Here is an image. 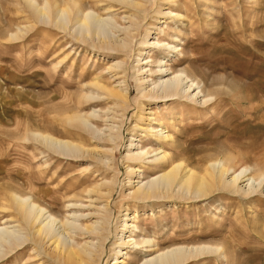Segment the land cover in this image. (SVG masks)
I'll return each mask as SVG.
<instances>
[{
	"label": "rangeland",
	"instance_id": "obj_1",
	"mask_svg": "<svg viewBox=\"0 0 264 264\" xmlns=\"http://www.w3.org/2000/svg\"><path fill=\"white\" fill-rule=\"evenodd\" d=\"M166 1L145 3L141 25L131 31L135 36L128 45L130 52L123 55L92 49L67 32L37 23L24 0H0V225L4 221L13 225L17 219L8 207V191L33 195L58 218L57 227L59 221L73 220V213L81 214L75 217L76 224L84 225L87 218L93 221L102 215L105 204L104 197L90 201L93 194L88 196L85 190L113 178L111 196L106 198L110 232L103 241L101 264H112L118 248L122 260L118 264H141L153 251L140 243L144 238L159 252L186 245L203 248L178 264H264V0ZM103 2L83 0V6L102 18L111 16L118 28L128 26L124 16L131 8ZM109 4L114 7L107 11ZM159 8L171 14L160 15ZM110 30L123 36L117 28ZM12 32L16 35L9 37ZM156 36L160 42L176 44L180 52L144 43ZM142 51H149L153 60L148 65L152 75L143 86L156 80L155 65L161 58L174 74L187 71L208 94L207 103L143 98L137 79L144 75L136 71L143 65L137 62L138 56L144 57ZM114 61H122L130 89L124 109L112 108L104 96L80 103V97L96 91L92 81L111 86L123 79L122 68L117 69L120 78L111 76L109 65ZM150 109L149 116L156 118L152 126L162 128L168 140L147 130ZM92 110L96 116L89 131L66 122V115ZM110 125L113 134L117 131L115 143L100 141L97 137L108 134ZM36 130L95 148L101 157H63L32 137ZM129 140L131 150L146 151L145 160L126 156ZM158 147L170 160L182 161L199 173L210 162L247 168V176L255 181L263 176L260 187L242 193L215 184L200 197L174 194L146 203L131 200L124 194L136 172L128 173L126 167L141 170L144 180L156 176L165 168L164 163L151 162ZM126 207L128 222L135 226L131 238L140 243L135 248L115 244ZM73 230L71 239L83 243L85 234ZM23 243L1 256L0 264H58L37 254L31 242Z\"/></svg>",
	"mask_w": 264,
	"mask_h": 264
},
{
	"label": "bare ground",
	"instance_id": "obj_2",
	"mask_svg": "<svg viewBox=\"0 0 264 264\" xmlns=\"http://www.w3.org/2000/svg\"><path fill=\"white\" fill-rule=\"evenodd\" d=\"M95 1L96 3L98 2V4H100L99 2L104 3L103 1H108V3H119L124 7L131 8L132 10L129 11L128 14H126V11V16H124V18L127 19L128 26L123 25V27L118 28L112 25L111 16L102 18L98 13L93 11V9L86 10L83 6V0H24V3L26 4L28 13H30V16L33 17L37 23L40 22L42 24L53 26L64 33L67 32L74 38V41L77 40L81 43H87L92 49H105L108 52H116V54L121 53L123 55L129 54L130 50L128 45L135 36L133 33L131 34V31H137L138 25H141L140 22H142L143 18L140 14L144 11L145 3L149 0ZM169 1L172 0H167L166 2ZM113 7V4H109L105 6L104 9L110 11ZM164 9L168 8L166 7ZM164 9L159 8L157 12L160 15L167 13L171 14L170 10L164 12ZM111 27L117 28L118 32L120 31L123 36L120 37L112 30L109 31ZM160 31L163 32V28L160 27ZM147 33L148 32H146V34ZM15 35L16 34L12 32L9 34V37ZM144 43L149 44L148 46H152L153 49L157 46L166 51L180 52L179 50H181H178L176 44L160 42L157 36L155 41L145 40ZM142 52H144L142 53L144 54V57L139 58L140 56H138L137 62H140L143 65L138 67L136 71H140L144 75L137 79L138 88H140L138 92L143 98L159 100L175 97L177 100L183 98L185 101H190L199 105H205L207 103L209 99L208 94H205L203 88L191 79L189 74L186 73L187 71H180L179 73L174 74L171 67L167 66L166 61H163L161 58L157 60V64L155 65L156 71L154 70V72L157 77L156 80L152 81L153 79L151 78L152 83L143 86L146 82V77L152 75L151 68H149L148 65L151 67L149 63L153 60L150 59L151 55L149 51ZM114 62L115 63L109 65V72H112L110 73L111 76L118 79L120 77L116 75L121 71L124 74L123 79H118L117 83L111 86L104 84L101 82L102 80L100 81L99 79L92 81L91 85L96 91H90L80 97V103H87L90 99L104 96L107 100L109 99V102H112V108L121 107L120 109H124L122 105L129 101L130 89H128V85L124 81L126 72L122 67L123 65H121L122 61ZM120 68L122 69L117 71V69ZM147 114V130L154 133V135L157 134L158 138H161L164 141L168 140L170 137L165 131H162V128L156 129L152 126L153 121H155L156 118H152L149 115H153V110H148ZM95 116V110H92V112L90 111L87 115L77 112L71 115H66L65 119L67 123L81 130L89 131L92 129L90 120ZM113 129L114 128L110 125L109 130L111 131L106 135L101 134L102 136L97 138L99 140L101 139L103 142L113 141L115 143L117 131L113 134ZM96 133L98 132L96 131ZM31 135L39 140L44 147L57 154L64 155L63 157H83L84 155H91L97 159L101 157L99 156L101 154H97V149L95 148H87L81 143L65 138H59L45 131H32ZM130 144H132V142L129 140L128 154H126V156L130 160H145L143 155H146V151L141 149H139V151H133L131 150ZM42 152L44 153V151ZM166 152L167 151H164L161 147H158V152L154 153L151 162L154 165L164 163L165 168L152 178L148 177L144 180L141 175V170L136 171L137 169L134 170L131 165L126 167L128 173L136 172V180L129 182L131 188L124 194L126 197H130L131 200L134 201L146 203L172 197L174 194L192 198L204 196L215 184H220L242 193H249L260 187L263 176L255 181L253 177L247 176V168L235 170L231 166L220 162H210L205 169V172L199 173L194 170V168H191L186 164L184 165L182 161L170 160ZM113 184V178L109 179V181L102 179L100 183L95 182L93 187L91 186L85 190L88 196L93 194L94 198H91L90 201L96 200V198H105V204L104 207H102V215H94V217H96L93 221L89 217L86 220L87 223L80 225V223L76 224L75 217L78 218V215L81 214L77 215L76 213H73V220L59 221V227H57L58 218L50 213V211L41 203L37 202V200L35 201L32 197L33 195H20L14 191H8V207L16 212L17 219L15 220L16 223L13 225L6 224V221L3 222V226L0 225V257L4 256V254L9 252L12 248L22 245L21 243L29 241L32 243L33 249L37 254L43 253L46 257L52 259L58 264H101L102 255L104 253L103 241L108 235L107 233L110 232V209H108L106 198L111 196ZM78 205L82 204L79 203ZM98 208L100 210V207ZM125 209L126 211L121 216L122 219L120 221L122 227L119 233H115V244L120 246L121 244H124V246H131L129 248H135L142 243L148 247V251L153 250L150 254L152 255L154 253V255L150 256V254H148L146 256L147 258L144 259L141 264H178L179 262L195 255L198 251L199 254L201 249L203 251V248L201 247H188L186 245L173 247L159 252L156 248H153L154 243H152L149 238L142 239L140 243L135 241V238H131L130 235L132 227L135 226L128 222L131 217L130 213H127V207ZM99 210H96L95 214L100 213L98 212ZM65 227L68 232L65 230ZM59 228L62 230H59ZM71 229H74V232L75 229H77L82 235L85 234V240L83 243H77L74 236L71 239L69 235ZM212 248L213 247L210 246L207 247L209 250H212ZM120 250L121 249L118 248V252H120ZM118 252H115L113 258L114 262L112 264L122 263V260L117 257Z\"/></svg>",
	"mask_w": 264,
	"mask_h": 264
}]
</instances>
